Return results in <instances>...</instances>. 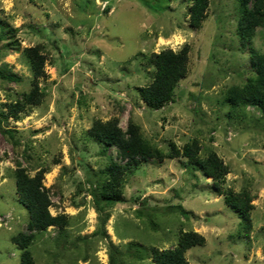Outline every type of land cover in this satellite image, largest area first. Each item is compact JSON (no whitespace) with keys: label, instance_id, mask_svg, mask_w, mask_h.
I'll use <instances>...</instances> for the list:
<instances>
[{"label":"rangeland","instance_id":"374dc122","mask_svg":"<svg viewBox=\"0 0 264 264\" xmlns=\"http://www.w3.org/2000/svg\"><path fill=\"white\" fill-rule=\"evenodd\" d=\"M190 0H0L4 38L0 112L21 100L31 81L43 93L40 105L8 117L0 132V264H19L21 248L10 238L27 232L28 213L18 202L14 173H43L52 216L67 225L48 227L28 247L34 264H153L154 250H172L181 231L204 238L185 253L188 264H264V119L247 108L245 119L226 117L225 91L251 75L248 47L236 37L237 0H209L199 29L189 22ZM188 46L187 74L161 109H152L136 89L152 81L143 56ZM45 56L36 79L25 51ZM250 46L264 53V32ZM96 120H116L163 152L196 139L199 157L215 152L229 168L222 189L247 191L251 229L214 190L211 177L183 158L147 160L123 180L121 201L97 210L93 193L107 177L109 159L86 131ZM179 206L188 215L184 217Z\"/></svg>","mask_w":264,"mask_h":264},{"label":"trees","instance_id":"16d2710c","mask_svg":"<svg viewBox=\"0 0 264 264\" xmlns=\"http://www.w3.org/2000/svg\"><path fill=\"white\" fill-rule=\"evenodd\" d=\"M237 5L236 37L241 46H249L251 75L242 85L229 87L224 93L222 104L228 109L226 114L228 118L236 116L238 119H245L248 117L247 108L252 107L264 119V53L250 46L255 31L261 29L264 32V0H237ZM208 8L209 0H190L189 22L193 28L201 27L207 18ZM0 30H3L1 25ZM4 37V34L0 33V43ZM2 49L0 48V57L3 55ZM188 53L189 48L185 45L178 52L167 49L143 56L147 64L154 68L152 81L136 89L144 103L152 109L159 110L167 102L172 101L175 88L187 74ZM25 55L33 78L36 79L43 74L45 56L41 54L39 46L27 49ZM0 77L16 83L21 81L17 74L6 68L0 69ZM30 85V91L23 93L21 100L7 105V112H0V132L11 139H13V131L2 129L1 123L8 117L17 119L20 112L41 103L43 93L34 81H31ZM86 134L101 145L102 155L108 148H113L116 154V160L109 159L105 171L107 177L99 183V193H93L98 211L104 204L112 205L122 200L124 177L126 174H132L141 162L183 158L198 167L205 177L212 178L215 193L221 195L224 204L240 218L239 233H247L251 229L249 211L252 209L250 204L252 197L247 191L233 193L230 189H222L225 176L229 173L228 166L213 151H208L204 158L199 157L201 146L196 139L191 140L182 148L170 144L165 153L146 141L141 136L139 127L131 123L125 130H121L116 120L107 122L96 120ZM44 171L40 170L34 176H29L25 169L19 167L14 173L18 202L26 209L29 219L27 232H18L10 238L12 243L21 248L19 264H34L28 247L36 234L46 231L48 227L62 229L67 225L68 219L64 214L52 216L49 213L51 200L49 190L42 184ZM177 209L181 215L187 217L188 214L179 206ZM204 241L203 236L193 231H181L175 249L154 250L153 264H188L185 253L193 247H202Z\"/></svg>","mask_w":264,"mask_h":264}]
</instances>
